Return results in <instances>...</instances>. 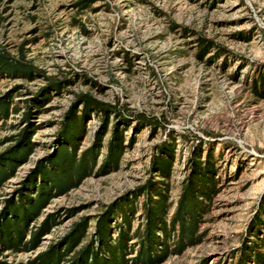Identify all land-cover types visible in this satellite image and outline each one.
Here are the masks:
<instances>
[{"label": "rangeland", "instance_id": "374dc122", "mask_svg": "<svg viewBox=\"0 0 264 264\" xmlns=\"http://www.w3.org/2000/svg\"><path fill=\"white\" fill-rule=\"evenodd\" d=\"M78 1L0 0V51L31 67L27 75L0 73V101L9 108L0 118V154L24 129L30 144L0 187V209L57 149L80 97L108 116L106 132L102 113L84 116L75 142L78 154L91 155L87 176L53 195L24 241L52 218L48 231L34 249L6 251L0 262L40 264L83 223L84 238L59 262L74 264L94 220L108 214L111 237L118 225L130 239L122 264H264V0H95L84 9ZM116 122L122 145L112 158ZM170 143L164 182L150 164ZM196 154L212 166L214 187L194 195L186 237L174 216ZM150 179L167 187L166 232L157 231L154 254L140 263L133 232L144 230L145 201L135 192ZM128 203L124 227L118 207Z\"/></svg>", "mask_w": 264, "mask_h": 264}, {"label": "trees", "instance_id": "16d2710c", "mask_svg": "<svg viewBox=\"0 0 264 264\" xmlns=\"http://www.w3.org/2000/svg\"><path fill=\"white\" fill-rule=\"evenodd\" d=\"M95 0H79L77 6L80 9L88 7ZM200 54L207 49L204 42L200 45ZM31 67L25 62H20L0 51V73L3 74H29ZM81 106L77 108L73 106L66 113L62 128L60 130V138L62 142L58 145L53 154L42 161H38L32 168L29 175L21 183V188L15 195L6 199L2 203L0 209V256L8 251L10 253H21L23 251L32 250L38 238L48 231L53 220L47 224L43 222L35 233L31 234L28 240L24 241L28 233V224L35 220L40 210L47 202L57 193H65L71 190L78 181L87 176L91 155L89 151L77 153L76 136L82 127L84 116L89 112L102 113V121L100 130L106 132L107 113L105 108L94 99L87 96L80 97ZM8 105L4 101H0V118L7 116ZM29 114V113H28ZM27 114V116H28ZM26 119V118H25ZM119 122L113 124L110 138L107 142V150L109 155L114 158L122 145L121 133L118 128ZM26 129L23 130L25 132ZM22 132V133H23ZM19 135L17 144L12 148L0 154V187L9 179L15 168L26 158L29 152L30 144L28 134ZM167 146L160 150L159 153L153 155L150 171L154 173V177L165 179L168 173L171 148ZM87 152V153H86ZM190 173L185 182L183 192L180 195L179 207L175 213L177 223L180 224L182 233L187 237L191 235L194 221L192 213L189 212L188 206L196 205L194 195H205L211 192L214 187L212 176V166L200 160L199 154L189 159ZM151 183V184H150ZM158 183L150 179L138 187L135 195L144 196V230L142 233L133 232L135 241L139 243L137 258L140 263L147 261L155 252L154 242L157 240V231L165 234L164 225V199L166 198L167 187L158 186ZM161 188V189H160ZM149 192V193H148ZM151 193V194H150ZM156 198H152L151 195ZM122 216V222H128L126 214L133 209V204L128 203L124 208L118 207ZM189 212V214L187 213ZM110 215L104 214L94 220V229L89 242L79 252L78 257L74 259V264H122V253L127 248V230L116 225L114 228V238L110 234ZM189 216V218H185ZM188 220V221H187ZM84 224L77 225L70 233L54 248H51L43 258L40 264H59L64 254L74 248L81 242L85 234ZM162 253L165 252L166 243H162ZM0 264H4L0 262Z\"/></svg>", "mask_w": 264, "mask_h": 264}]
</instances>
